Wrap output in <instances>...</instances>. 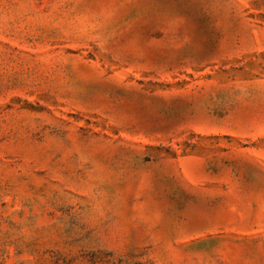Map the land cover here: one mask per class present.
I'll use <instances>...</instances> for the list:
<instances>
[{
  "label": "rangeland",
  "instance_id": "rangeland-1",
  "mask_svg": "<svg viewBox=\"0 0 264 264\" xmlns=\"http://www.w3.org/2000/svg\"><path fill=\"white\" fill-rule=\"evenodd\" d=\"M0 264H264V0H0Z\"/></svg>",
  "mask_w": 264,
  "mask_h": 264
}]
</instances>
